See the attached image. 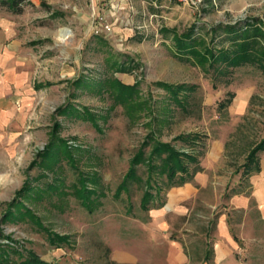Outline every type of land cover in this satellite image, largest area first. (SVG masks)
I'll return each mask as SVG.
<instances>
[{
	"label": "rangeland",
	"instance_id": "1",
	"mask_svg": "<svg viewBox=\"0 0 264 264\" xmlns=\"http://www.w3.org/2000/svg\"><path fill=\"white\" fill-rule=\"evenodd\" d=\"M249 18L264 25V0H24L18 14L0 8L11 81L24 82L15 102L25 141L15 158L0 160V245L30 250L47 264H178V255L179 264H205L209 252L213 264L212 233L224 213L235 237L231 264H264V151L262 173L241 176L239 169L264 135V74L245 65L214 76L179 56L172 39L194 25L195 38L226 46L210 28ZM125 58L134 66L116 71ZM160 82L197 89L180 94L178 105ZM50 141L57 146L45 158L39 152ZM155 141L195 155L203 171L194 175L198 188L185 187L193 196L152 172L163 201L152 214L138 203ZM138 150L144 157L133 164ZM130 164L135 176L118 191ZM24 183L29 192L14 198ZM11 201L15 217L1 221ZM21 205L33 217L19 215ZM49 234L66 240L49 241Z\"/></svg>",
	"mask_w": 264,
	"mask_h": 264
},
{
	"label": "trees",
	"instance_id": "2",
	"mask_svg": "<svg viewBox=\"0 0 264 264\" xmlns=\"http://www.w3.org/2000/svg\"><path fill=\"white\" fill-rule=\"evenodd\" d=\"M24 0H0V8L5 11L18 14L22 11V2ZM257 19L249 18L244 20L243 23H228L219 24L210 28L209 32L213 37L222 35V40H227V45H221L217 48L211 44L204 42L201 37H194V31L196 27L194 25L178 35L173 34V45L179 56L184 57L186 60L193 58L198 65H206L211 68L214 76H228L231 71L235 68L249 65L258 69L264 74V25L260 24ZM200 48V49H199ZM115 64V63H114ZM116 71L124 72L130 70L132 66V60L125 58V60L117 62ZM207 72L208 69L205 68ZM104 82V81H96ZM110 82H117L116 85L120 90H131L133 86H124L116 80ZM159 85L165 89L175 103L181 105V94L182 97L191 94L197 89L194 85L178 84L169 85L160 82ZM43 84H35L34 89H39ZM128 94V93H127ZM230 96H233L231 93ZM124 97L125 94H123ZM195 103V102H194ZM229 103V99L223 100L218 103V107H225ZM199 107V101L197 102ZM196 110L191 108V111H195L198 115L199 108L196 106ZM63 111V110H60ZM184 138V136H179ZM62 144V140H59V145ZM146 144V143H145ZM56 143L50 141L47 146L43 149V152H39L43 157H48L49 153L52 154ZM264 151V135L260 140L254 143L247 151L243 162L241 163L240 175L250 176L251 174L258 173L259 161L258 154ZM144 157L141 150H138L132 159V163L139 162ZM146 169L148 171L147 178L144 181V190L142 191L138 207L141 211H148L149 209H158L163 205V201L159 196V187L156 184H151V175L159 173L163 175L165 185L168 188L178 187L184 183H190L194 187L195 185L193 177L196 173L202 172L203 167L200 165L198 158L186 152H179L175 150L169 143L155 141L152 144V148L146 158ZM132 164V165H133ZM130 164L128 171L125 175L123 184L119 185L118 191L122 188H126L127 181L134 178V168ZM30 190L29 186L24 183L14 193V198L20 197L21 195L28 193ZM81 192L89 193L90 191L85 187L80 188ZM237 194V192H233ZM226 196H229L227 194ZM13 198V199H14ZM13 201V200H12ZM8 202L6 204V210L1 217V221H5L10 217H15L11 209H15L14 202ZM22 206V205H21ZM23 207V206H22ZM19 215H26L29 218L33 217L30 211L23 207L22 211H18ZM49 241L64 242L65 236H58L49 234L47 236ZM235 240V237L232 236ZM210 251V250H209ZM210 254V252H209ZM209 254L204 259L206 264L209 263ZM0 264H47L43 260L39 259L32 251L27 250L24 253L21 252L17 247L13 248L8 244L0 245Z\"/></svg>",
	"mask_w": 264,
	"mask_h": 264
},
{
	"label": "crops",
	"instance_id": "3",
	"mask_svg": "<svg viewBox=\"0 0 264 264\" xmlns=\"http://www.w3.org/2000/svg\"><path fill=\"white\" fill-rule=\"evenodd\" d=\"M3 43H1V36H0V160L6 162L8 156L10 159L15 158L17 153L20 150L25 148V141L22 140L20 134L18 133V128L22 126V117H21V110H17L16 108V93H19V87L23 85L24 82H14L12 79V68H9V63L13 61L12 51L8 50L7 48H2ZM9 76H11L9 78ZM22 95V94H21ZM201 165V163H200ZM202 166V165H201ZM259 173L263 172V168L261 163H259ZM199 174V173H196ZM257 174V173H254ZM197 177V176H196ZM193 177V180H197V178ZM192 186L190 183H184L181 185L185 190L187 195L193 196L194 192H190L187 186ZM179 187V186H178ZM182 197V195L178 199L187 198L188 196ZM235 196V194H234ZM230 198V197H229ZM238 199V198H236ZM242 198L241 201H245ZM244 203V202H243ZM159 209H152V214ZM258 210L262 212L261 208L258 207ZM151 215V214H149ZM262 215V214H261ZM152 217V215H151ZM224 213H220L216 217V222L214 226V230L212 233L213 238V257L212 263L213 264H231L230 262V254H231V246H232V237L230 236L227 221L225 218ZM153 218V217H152ZM262 218L264 216L262 215ZM165 225V224H164ZM160 226V232L162 230V235L165 234V229L163 225ZM210 231V230H209ZM208 232V231H205ZM181 246V243L178 241V247ZM167 258H165L166 260ZM182 261V258L178 255V264ZM202 261V260H201ZM206 264V263H205Z\"/></svg>",
	"mask_w": 264,
	"mask_h": 264
},
{
	"label": "built area",
	"instance_id": "4",
	"mask_svg": "<svg viewBox=\"0 0 264 264\" xmlns=\"http://www.w3.org/2000/svg\"><path fill=\"white\" fill-rule=\"evenodd\" d=\"M121 1H126V0H121ZM175 2L177 3H183V4H186V5H195L197 2H199L200 0H174ZM113 7V6H112ZM91 16H94L93 18L95 19V16H96V12L92 9V12H91ZM99 21L102 20L101 17H98ZM103 23L101 22H97V25L99 26V30L100 31H104V32H108L109 31V24H104L102 25ZM68 32H69V29L65 28ZM95 29L98 30V28L96 27ZM95 33H97L96 30H94ZM70 33V32H69Z\"/></svg>",
	"mask_w": 264,
	"mask_h": 264
},
{
	"label": "bare ground",
	"instance_id": "5",
	"mask_svg": "<svg viewBox=\"0 0 264 264\" xmlns=\"http://www.w3.org/2000/svg\"><path fill=\"white\" fill-rule=\"evenodd\" d=\"M66 30V29H65Z\"/></svg>",
	"mask_w": 264,
	"mask_h": 264
}]
</instances>
